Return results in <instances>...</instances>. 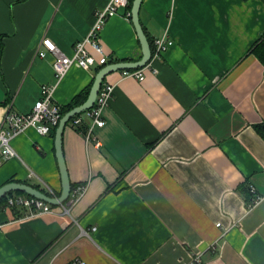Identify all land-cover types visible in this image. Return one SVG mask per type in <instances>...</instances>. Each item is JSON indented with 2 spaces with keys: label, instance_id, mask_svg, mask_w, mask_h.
I'll return each mask as SVG.
<instances>
[{
  "label": "crops",
  "instance_id": "crops-1",
  "mask_svg": "<svg viewBox=\"0 0 264 264\" xmlns=\"http://www.w3.org/2000/svg\"><path fill=\"white\" fill-rule=\"evenodd\" d=\"M110 1L0 0V118L5 107L28 113L55 82L52 57L37 55L41 40L72 55ZM125 11L100 31L107 61L141 56ZM139 19L147 39L167 33L173 45L142 80L106 76L114 90L105 124L89 139L84 112L66 124L69 197L85 190L76 204L30 215L6 199L31 196L1 198L0 264H264V200L249 207L250 186L264 197V65L250 52L264 33V0H143ZM98 67L69 69L53 93L61 109ZM56 128L11 140L16 156L0 154V187L60 195Z\"/></svg>",
  "mask_w": 264,
  "mask_h": 264
},
{
  "label": "built area",
  "instance_id": "built-area-1",
  "mask_svg": "<svg viewBox=\"0 0 264 264\" xmlns=\"http://www.w3.org/2000/svg\"><path fill=\"white\" fill-rule=\"evenodd\" d=\"M130 0H111L110 3L103 10L95 13V21L90 28L88 35L81 41L73 45L72 55L64 54L50 39L43 38L40 43L37 55L39 58L52 57V68L55 82L53 84L43 85L40 89V97L35 102L34 106L28 113H18L8 107L3 109V116L0 118V154L3 160H8L16 156L14 149L11 146V140L17 135L21 134L28 128H34L39 134L46 135L55 128L61 117V107L53 99V93L56 85L63 79L69 69L76 65L83 70H89L96 65L102 66L107 64L104 49L100 43V31L105 25L106 21L112 16L116 15L121 9H126L124 17H131L127 10ZM153 50L151 58L145 67L138 70H123L121 76L134 77L142 80V70L152 66L154 61L162 58L165 51L173 45V41L167 33L154 38L152 40ZM92 49L95 54H91L89 49ZM114 85L111 83H102L93 106L83 114L91 120V124L87 127V139L92 136V129L95 127H103L105 122L103 120V111L109 105L112 98ZM82 115H76L72 118L74 124H79L83 120ZM88 141V140H87ZM85 190L82 187H77L72 197H69L68 206L77 203L79 198L84 194ZM250 193L252 195L249 207L264 200V197H259L255 194L254 187L250 186ZM70 196V195H69ZM6 204L9 208L20 207L28 209L30 215H37L52 212V208L46 202L28 196H16L6 199ZM68 213V208H64ZM216 226H220L217 223ZM93 230H96L93 228ZM199 257L192 260V264H200ZM68 264H85L80 259H75Z\"/></svg>",
  "mask_w": 264,
  "mask_h": 264
},
{
  "label": "water",
  "instance_id": "water-1",
  "mask_svg": "<svg viewBox=\"0 0 264 264\" xmlns=\"http://www.w3.org/2000/svg\"><path fill=\"white\" fill-rule=\"evenodd\" d=\"M142 2L143 0H133L131 11H130L131 21L137 33V38H138V41L141 47V56L139 57V59L134 60V61H119V62H115L111 64H106L105 66H103L95 74L93 84L90 88L89 94L85 102L77 107H74L67 113H65L61 117L57 125V128L55 130V142L54 143H55V154H56L58 169H59L60 178H61L60 195L56 198L55 197L52 198L46 195L45 193L29 185H26L23 183L9 182L0 187V199L11 192H20V193L29 195L31 197H34L36 199L42 200L50 204L51 206H58V205L64 204L67 201L70 195V191H71V183L69 181V177L67 174V169L65 166V161H64L62 147H61V136H62L63 130L66 124L74 116L79 115L91 109L96 99V96L98 94V91L102 85V82L104 81L106 76L114 72H117V71H123V70L129 71V70L142 69L143 67L146 66V64L150 60L151 53H152L151 47L142 29L140 19H139V12H140Z\"/></svg>",
  "mask_w": 264,
  "mask_h": 264
},
{
  "label": "trees",
  "instance_id": "trees-1",
  "mask_svg": "<svg viewBox=\"0 0 264 264\" xmlns=\"http://www.w3.org/2000/svg\"><path fill=\"white\" fill-rule=\"evenodd\" d=\"M132 2L133 0L129 1V5L127 7V10L130 12L131 11V7H132ZM129 20H131V17H129ZM148 41L151 47V50H153V46H152V38L148 37ZM250 52L252 54H254L259 61L264 65V33L261 35V37L258 39V41H256L253 46L250 47ZM115 62H119L117 59H113V58H109V60L107 61V64H111V63H115ZM104 65L100 66L97 68V72L103 67ZM138 70V69H137ZM92 85V84H91ZM91 86L85 90L81 95L75 97V99L68 105H66L65 107H63L61 109L62 111V116L67 113L68 111H70L71 109H73L74 107H77L79 105H81L82 103L85 102V100L87 99V96L89 94ZM256 130L257 132L260 134V136L264 139V124H260L256 126ZM74 186L71 185V188H73ZM11 194V193H10ZM9 194V195H10ZM19 194V193H18ZM250 198V195L248 193V190L245 194V199L248 202ZM2 202V199L0 200V203Z\"/></svg>",
  "mask_w": 264,
  "mask_h": 264
},
{
  "label": "bare ground",
  "instance_id": "bare-ground-1",
  "mask_svg": "<svg viewBox=\"0 0 264 264\" xmlns=\"http://www.w3.org/2000/svg\"><path fill=\"white\" fill-rule=\"evenodd\" d=\"M93 26V25H92ZM69 263V262H68Z\"/></svg>",
  "mask_w": 264,
  "mask_h": 264
}]
</instances>
